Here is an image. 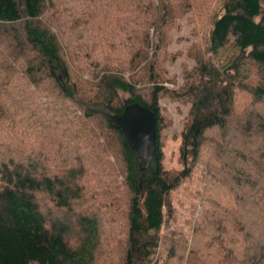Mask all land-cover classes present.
<instances>
[{
	"label": "trees",
	"instance_id": "obj_1",
	"mask_svg": "<svg viewBox=\"0 0 264 264\" xmlns=\"http://www.w3.org/2000/svg\"><path fill=\"white\" fill-rule=\"evenodd\" d=\"M215 1L0 0V264H211L191 232L213 264H264V0H218L193 66L180 84L167 76L170 30ZM164 96L189 104L180 169L162 163ZM133 102L156 119L141 184L144 160L109 118ZM198 168L234 203L196 192L209 207L176 224L177 189Z\"/></svg>",
	"mask_w": 264,
	"mask_h": 264
},
{
	"label": "rangeland",
	"instance_id": "obj_2",
	"mask_svg": "<svg viewBox=\"0 0 264 264\" xmlns=\"http://www.w3.org/2000/svg\"><path fill=\"white\" fill-rule=\"evenodd\" d=\"M218 1V0H217ZM215 1L208 13L198 20L195 18L194 21H191L188 17L192 13H187L183 18H181L173 29L170 30V40L168 45V51L170 53H175L177 56L172 64L167 66V76L171 78H176L177 84L181 83L183 76V69L185 67H192L194 61L189 58L191 53H194V50L203 49L205 47V40L207 39V34L210 28L209 17L213 16L218 12L219 4ZM131 5V1L129 6ZM196 31V34H194ZM121 34L128 33L131 34L132 29L129 27L124 31H120ZM228 51L222 52L219 56V59H215L216 64H222L226 60ZM80 62V60H76ZM214 61V60H213ZM214 61V62H215ZM84 64V63H82ZM86 75L87 72H86ZM165 85L174 89L173 84L165 82ZM124 96V95H123ZM125 97V96H124ZM244 100L239 98L236 100V106H239ZM159 107L161 115L164 119V127L161 130V140L163 143V166L166 169H180L181 164L179 163V145L181 139V131L184 125V122L187 118L189 104L177 100L175 98L161 97L159 100ZM217 130L209 129L207 130V135H215ZM209 142H205L202 149V165H204L208 158L212 154V148L209 146ZM196 192H201V194H210L215 201L222 203L225 206L232 205L233 192L226 185L213 183L210 178L202 173V169L198 168L194 171L192 177L188 180H185L182 185L177 189L175 206H177V218L176 224H183V221L186 217L192 215L196 218L200 215L201 211L205 206L209 207L207 201L199 200L196 197ZM197 203V207L193 211L191 209L192 203ZM195 203V204H196ZM227 231L223 234L224 244L230 247H233L236 255L240 256L243 251L242 238L239 232L234 228L232 221L225 220L223 222ZM185 228H187L185 226ZM190 243L193 247L200 248L204 251L206 255L210 252L208 261L213 264L217 257H213L215 253L218 255L214 246L206 248L205 241L206 237L202 235L195 234L194 232L190 233L189 236Z\"/></svg>",
	"mask_w": 264,
	"mask_h": 264
},
{
	"label": "water",
	"instance_id": "obj_3",
	"mask_svg": "<svg viewBox=\"0 0 264 264\" xmlns=\"http://www.w3.org/2000/svg\"><path fill=\"white\" fill-rule=\"evenodd\" d=\"M110 121L119 128L129 147L135 150L139 159L144 160L140 168L142 183L143 172L149 166L155 154V126L156 119L152 110L137 102L125 105L120 113L109 115Z\"/></svg>",
	"mask_w": 264,
	"mask_h": 264
}]
</instances>
